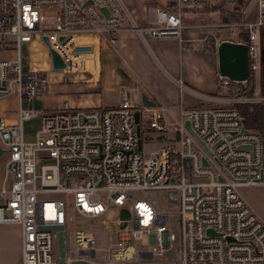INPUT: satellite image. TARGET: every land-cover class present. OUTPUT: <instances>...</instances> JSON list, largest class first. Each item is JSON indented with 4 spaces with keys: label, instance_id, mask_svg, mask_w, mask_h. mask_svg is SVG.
Instances as JSON below:
<instances>
[{
    "label": "built area",
    "instance_id": "obj_1",
    "mask_svg": "<svg viewBox=\"0 0 264 264\" xmlns=\"http://www.w3.org/2000/svg\"><path fill=\"white\" fill-rule=\"evenodd\" d=\"M212 4V0H177L172 12L157 9L154 23L143 26L123 0H0V51L16 54L14 59L0 60V99H18L15 123L0 118V225L20 229L19 264H60L58 232L43 229L58 226L65 233L63 264H264V222L238 192L264 186V139L246 129L243 117L231 106L262 104L264 97L254 93L211 98L214 104L229 106L180 108L178 120L170 125L164 121V108H142L127 91L113 109H74L64 103L44 113L28 107L45 91L50 72H88L97 63L98 47L113 43L122 31L133 32L145 44L180 38L181 9ZM258 4V21L246 26L249 39L243 43L248 48L249 74L255 77L261 56L259 31L264 28L263 0ZM36 43L59 54L65 69L55 71L50 60L47 65L35 60ZM82 47L90 51H75ZM219 82L223 88L230 83L223 78ZM176 85L181 95L185 93L181 81ZM135 110L149 130L172 131L176 139L156 154L143 152L138 147ZM35 118L40 125L34 141L27 142L24 124ZM186 121L212 156L189 133ZM202 157L210 167L202 165ZM145 191L175 193L176 210L158 211L143 199H133L134 192ZM110 204L119 209L113 226L124 229L131 220L133 232H117L116 243L108 236L111 247L104 262L105 256L96 260L97 241L90 232L67 230L66 224L77 214L100 218L104 226L102 216ZM172 215L178 217L181 229L182 256L157 261L154 256L170 250L175 241L167 228ZM152 227L159 252L138 251L133 242Z\"/></svg>",
    "mask_w": 264,
    "mask_h": 264
},
{
    "label": "crops",
    "instance_id": "obj_2",
    "mask_svg": "<svg viewBox=\"0 0 264 264\" xmlns=\"http://www.w3.org/2000/svg\"><path fill=\"white\" fill-rule=\"evenodd\" d=\"M123 1L131 10L134 19L140 25L147 26L154 23L151 21L152 15H155L157 9H162L168 4H173L174 7L177 0ZM253 3L252 0H249L241 11L242 23L245 26L255 24L258 21V7ZM184 9L196 10L195 8ZM255 10H257V17L255 19H247V15L253 16ZM187 13L190 15L189 19H193L194 14H192V11ZM181 15V20L183 21V14L181 13ZM184 29L183 43H189L198 36L196 28L186 27ZM173 41L172 39L150 40L145 44L133 32L122 31L113 43L98 47L97 63L95 62L92 69L90 68L88 72L75 75L59 74V78L56 77L58 73L50 72L48 74L49 84L45 91L39 98L31 100L28 103V107L44 113L56 111L64 103L74 109L117 108L121 105V94L124 91L130 92L135 87L134 84L126 83V81L130 82L131 80L129 73L126 71L129 69L132 72H136L140 77H142V73L143 76L146 73L150 79L155 78L158 80L157 83L160 86L158 85L159 87L154 91V95L147 96L155 102L156 107L164 108V121L166 124L170 125L174 121L176 122L180 108L194 105V101L202 106L215 105L208 99L223 97L225 94L224 92L223 94L220 93L222 87L217 73V55L204 54L201 52L199 45H193L192 50H190L185 49L183 47L185 46L184 44H177L176 41ZM149 44L155 45L157 48V58L160 64L159 71L154 68L144 50ZM33 48V58L47 65L49 61L47 49L40 43L34 44ZM40 49L46 57L43 61H40V57H38ZM103 50L109 54L107 62L108 69H110L109 77H115L118 81L116 91L119 94L117 96L112 95L111 89L103 82V66L105 63L102 57ZM199 56H202V60ZM196 59H200L204 64L203 73L197 74L193 71L192 67L194 64L196 65ZM190 68L192 69L191 71H189ZM176 81H181L185 87V93L182 95L179 92ZM128 85L130 89L126 88ZM160 87L164 88L163 92H161ZM135 89L138 90L139 88L136 87ZM175 108L178 109V112L175 113L176 115L173 110ZM17 109L18 99L15 96L0 99V118H3L8 123H15ZM147 132L151 135H146L145 138L148 142L145 144L141 142V147H144L145 152L148 154H156L177 137L172 131L157 132L148 129ZM256 187L264 189V186ZM19 259L20 229L17 226L0 225V264H19Z\"/></svg>",
    "mask_w": 264,
    "mask_h": 264
},
{
    "label": "rangeland",
    "instance_id": "obj_3",
    "mask_svg": "<svg viewBox=\"0 0 264 264\" xmlns=\"http://www.w3.org/2000/svg\"><path fill=\"white\" fill-rule=\"evenodd\" d=\"M213 4L210 6H206L203 8H195L196 10L191 9H181V13L183 14V29L186 27H192L196 28V31L198 32V36L195 37V40H191L189 43H183L184 42V30L182 29L180 38L172 39L176 41L177 44L182 43L185 46H183L185 49L192 50L193 45H199L201 47V52L204 54H215L216 55V48L217 46L224 41L228 42H236L239 41V39L244 38V32L242 29L243 27H246L242 23V9L244 5H246L249 0H242L241 6L237 4V0H212ZM258 7V14H259V0H252ZM168 5L162 7V9H166ZM189 11H192V14H194L193 19H189L190 15L187 13ZM257 10L253 12V16L247 15V19H255L257 17ZM182 16V15H181ZM152 22H154V14L152 15ZM90 41V40H87ZM173 41V42H174ZM91 42V41H90ZM169 43V42H168ZM171 43V42H170ZM175 43V44H176ZM172 44V43H171ZM172 46V45H171ZM145 52L149 58V60L152 62L154 68H156L157 71L160 69V64L158 60V52L155 45L149 44L145 47ZM22 53L23 55L28 54V46L24 45L22 47ZM48 54V52H47ZM108 52L103 50L102 51V57H103V82L106 84L108 88L111 89V94L114 96H117L119 94L117 89V79L115 77H109L110 69L108 66ZM16 56L13 52H1L0 51V60H11L14 59ZM38 57L40 61H43L46 57L43 54V51L40 49V54H38ZM202 57V56H201ZM199 56V58H201ZM199 60V61H198ZM202 60V58H201ZM200 59H196V65L194 64L193 71L197 74L203 73V68H205L204 64L201 62ZM108 66V67H107ZM192 69L190 68L189 71ZM127 73H129V76L131 78L130 82L126 81L127 84L135 85L132 91L129 92V98L133 103L139 102L140 104V95L142 93L147 95H154V91L158 89L160 84L157 83L158 80L155 78L150 79L146 73L145 76L142 77L138 76L136 72H132L130 69L126 70ZM57 74V78H59V74L64 75V72H55ZM68 79V78H67ZM66 79V80H67ZM154 80V81H153ZM156 80V81H155ZM157 85V86H156ZM159 85V86H158ZM258 86V74L255 77V89ZM139 88L138 90L135 88ZM126 88L130 89V86L128 85ZM141 88V89H140ZM223 88V87H222ZM143 89V90H142ZM115 90V91H114ZM161 92H163L164 88L160 87ZM224 98H234L229 97L226 94V88L222 89V94ZM256 92H253L254 94ZM249 94V95H252ZM212 96V95H211ZM148 97V96H147ZM184 97V95H183ZM198 98V96H196ZM217 97V96H215ZM239 97V96H236ZM149 98V97H148ZM150 99V98H149ZM229 106L225 104L221 105H210V106H202L194 101V105L191 106H185L184 109H196V108H212V107H224ZM232 107L237 106L231 105ZM158 107V106H157ZM174 114L178 112V109H173ZM176 115V114H175ZM40 125V119L35 118L30 121L25 122L24 124V131H25V140L27 142H33L34 141V133L36 130H38ZM140 129H141V142L143 144L147 143V139L145 138L146 135H151L148 130V122L144 119L141 120L140 123ZM143 152H145V148L143 147ZM6 156H3L1 158L2 164L5 162ZM239 194L242 196V198L246 201V203L250 206L252 211L264 222V189L261 187H245L240 188L238 190ZM101 198L103 199L104 194L100 193ZM132 197L134 200L136 199H143L147 201L149 204H151L156 210L158 211H174L176 208H174L172 205L168 206V193H164L161 191H145L142 193L134 192L132 194ZM175 202V201H172ZM103 204L105 203L103 199ZM131 203L129 202L126 205V208H130ZM169 207V208H168ZM119 209L112 204H110V208L108 209L107 213L102 216V218L105 220V225H100V218L99 219H90V218H84L77 214L72 215L71 219H67L66 228L69 230L70 227L75 229H83L93 236V238L96 239L97 243L95 245L96 250V260H100L103 256H105L104 262H107L109 260L108 258V249L111 247L110 243L108 242V236H112L114 243L117 242V232H125L127 234H131L133 232V225L131 220L128 221V225L124 229L115 228L113 226V220L114 217L118 216ZM173 213V212H172ZM168 231L171 235L174 236L175 241L171 245L170 250L164 251L160 256L155 255L154 259L157 261L160 260H166V261H175L180 260L182 256V234L180 225L178 222L177 216H170L168 224H167ZM156 234V227L150 228L148 232L144 231L142 232L141 239L134 241L133 244L137 248L138 251H151L155 254L159 252V248L152 241L151 235Z\"/></svg>",
    "mask_w": 264,
    "mask_h": 264
},
{
    "label": "water",
    "instance_id": "obj_4",
    "mask_svg": "<svg viewBox=\"0 0 264 264\" xmlns=\"http://www.w3.org/2000/svg\"><path fill=\"white\" fill-rule=\"evenodd\" d=\"M264 2V0H263ZM237 4L241 5V0H237ZM104 11V10H102ZM44 44L47 46L46 38L43 39ZM49 60L51 62L52 69L55 71H63L65 69V65L55 51L50 48H47ZM76 52H89V47L76 48ZM217 55V73L220 78L227 79L232 83H245L249 79V65H248V48L246 44L243 43H235L224 41L221 42L216 48ZM156 106L155 102L150 100L146 94L142 93L140 95V107L142 108H154ZM134 123L136 125V133L138 137V147L141 149V140H140V112L139 110L134 111ZM185 126L189 133L195 138L197 143L210 155L212 156V152L207 148V146L202 142V140L192 131L191 126L188 121L185 122ZM2 151L0 150V155ZM202 165L204 167H210V164L207 160L202 157L201 159ZM214 162L216 165L221 168V164L215 159ZM230 178V174L223 170ZM218 181L222 182L223 179L219 175ZM168 196L172 198V201L177 203V195L175 193H168ZM45 230L57 231L58 238V258L59 263L63 264L66 247H65V233L63 232V227H49L43 228ZM220 236V235H217ZM75 264H83V263H75Z\"/></svg>",
    "mask_w": 264,
    "mask_h": 264
},
{
    "label": "trees",
    "instance_id": "obj_5",
    "mask_svg": "<svg viewBox=\"0 0 264 264\" xmlns=\"http://www.w3.org/2000/svg\"><path fill=\"white\" fill-rule=\"evenodd\" d=\"M241 6V5H240ZM175 6L173 4H168L166 11L172 12ZM245 31L244 38L239 39L236 43H247L249 39V32L247 27L242 29ZM259 41H260V63L258 71V86L255 89V76L251 73L249 79L245 83H229L226 88V94L229 97L236 96H247L256 92L260 96L264 97V28L259 31ZM222 88L220 89V93ZM236 109L244 119V126L248 130H252L258 133L264 139V103L253 104V105H237L233 107ZM173 206L177 208V203L172 202V198L168 196V206ZM169 208V207H168Z\"/></svg>",
    "mask_w": 264,
    "mask_h": 264
}]
</instances>
